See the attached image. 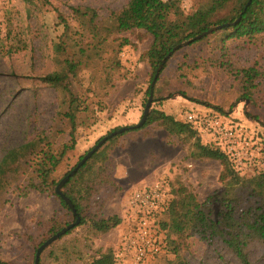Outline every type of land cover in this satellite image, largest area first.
<instances>
[{
	"label": "rangeland",
	"instance_id": "1",
	"mask_svg": "<svg viewBox=\"0 0 264 264\" xmlns=\"http://www.w3.org/2000/svg\"><path fill=\"white\" fill-rule=\"evenodd\" d=\"M130 2L51 0L48 5L31 6L25 0H0V163L10 150L26 144L40 132L50 133L55 126L61 93L40 78L62 72L66 59L82 62L78 80H70L73 90L79 93L81 89H93L96 93L93 99L104 101L108 109L104 115L99 114V118L102 114L107 120L93 128L79 130L76 148L57 170V179L108 131L140 123L146 108L140 89L148 87L152 74L143 54L152 39L139 43L138 33L143 29L116 31L118 15L126 16L130 22L135 20ZM200 5L195 0L192 9ZM85 8L96 11L95 23L100 28L101 43L99 37L94 38L89 32L81 34L84 29L74 9ZM60 15L71 27L66 37ZM227 42L226 51L221 49L223 41L219 35L178 50L162 72L158 90L155 89L156 98L160 99L157 106L182 121L190 111L205 112L216 107L229 114L225 115L228 119L244 125L264 140V80L249 99L243 96L242 82L232 72L255 68L264 73V36L251 42ZM59 44L67 51L58 52ZM12 47L15 50L8 52ZM227 64L231 68H227ZM136 104L141 105L138 111L142 116L138 122H132L131 112L136 110ZM146 131H130L117 140L109 168L113 170L114 163L126 162L123 155L130 151L131 159H127L131 163L130 177L126 176L128 180L123 186L101 187L85 211L87 217L119 216L122 223L99 236L87 226L75 228L45 249L43 264H86L96 251L111 246L118 251L133 229V222L127 218L128 197L143 184L164 181L170 196L171 190L184 186L201 202L222 191L223 165L217 160L192 157L194 140L167 138V133L156 126ZM28 178L25 175L13 178L11 185L0 193V264H33L36 245L51 238L46 235L47 222L53 216H62L69 224L74 222L70 214L66 216L55 194L30 190L25 195ZM166 219V214L160 217V221ZM164 237L161 235L165 247ZM180 245V255L187 264H242L223 244L208 243L197 234L186 237ZM164 247L157 257L145 264H173L176 255L170 250L172 245L169 251ZM68 249L75 253L72 258L62 252ZM49 251L59 254L61 263L54 261ZM249 259L252 264H264L262 243L252 244Z\"/></svg>",
	"mask_w": 264,
	"mask_h": 264
},
{
	"label": "trees",
	"instance_id": "2",
	"mask_svg": "<svg viewBox=\"0 0 264 264\" xmlns=\"http://www.w3.org/2000/svg\"><path fill=\"white\" fill-rule=\"evenodd\" d=\"M25 1L34 6L40 3L48 5L51 0ZM196 1L201 3L200 7L186 11L182 8L179 0H167V2L164 0H131L130 10L135 19L134 22H130L126 16L118 15L116 17L115 29L117 32L138 28L144 30L138 33L140 34L137 38L139 43L150 40V37L152 39L149 48L143 54L152 70L150 84L146 89H140L144 107L147 105L151 83L158 67L177 46L194 40L195 37L215 26L227 23H231V25L192 41L189 47L207 42L212 36L219 35L223 41L221 49L226 51V44L229 40L251 42L264 36V0ZM74 14L79 15V23L83 26L84 31L81 34L89 32L93 34L94 38L99 37L100 28L95 23L97 19L95 10L91 8L74 9ZM59 18L66 30L64 32L66 37L71 27L62 15ZM238 19L239 21L233 25L232 23ZM101 42L102 38L99 37V43ZM13 48L8 52L14 51ZM56 48L58 52L59 50L67 51L63 44L57 45ZM80 52L84 53V50L81 49ZM176 53L177 51L166 62L155 84L153 104L146 123L138 128L129 126L127 131L108 140L62 187L63 193L71 200L77 213H74L67 202L57 194L55 187L93 148L80 157L79 161L59 179L56 177V172L69 152L75 150L79 130L93 128L96 124L107 120L103 116V112L108 109V105L100 99H93L96 93L91 88L85 89V91L81 89L79 93L73 90L70 80L71 78L78 80V68L82 64L81 61L66 59L62 72L48 74L40 78L41 82L61 93L62 100L57 122L51 128L50 133L40 132L31 141L10 150L5 155L0 163V193L11 185L13 178L20 175L28 176V183L23 191L25 195H28L30 190L53 193L61 201L66 216L70 214L74 222L77 220V216L81 217L79 225L75 228L87 226L96 236L106 234L118 227L122 223V219L119 216L87 217L85 211L101 187L113 184L109 180L108 173L111 153L125 133L156 126L167 133V138L179 137L194 140L192 157L217 160L224 167L220 175V181L223 183L222 191L210 195L203 202L199 201L197 196L184 186L171 190V201L166 213L167 219L160 221L157 228L161 235H165L164 250L169 251L170 246L173 247L170 249L176 255L173 264H187L180 255V242L195 234L208 243L223 244L242 264H252L249 259L252 244L260 242L264 245V172L251 178L241 177L233 170L228 156L219 146L206 142L192 124L179 120L176 115L168 114L157 106L160 99L156 98L157 91L155 89L158 90L162 72ZM185 59L187 58L185 57ZM225 66L231 68L228 64ZM232 72L236 76L238 75L237 77L242 82L243 96L249 99L252 98L254 90L260 85V82L264 80V73L255 68L240 69L237 72L233 70ZM208 106L211 107V105ZM213 109L221 111L216 107ZM221 112L223 113V111ZM100 113H103L100 115L101 118H99ZM121 128H114L106 135ZM104 137H100L95 145ZM68 224L69 222H66L62 216H53L47 222L46 235L48 238L52 237ZM75 228L60 239L71 234ZM44 242L45 239L36 245L33 264H35L37 249ZM45 252L46 250L41 254L39 264H43ZM62 252L69 258L75 254L69 249L68 252L64 250ZM96 252L91 256L92 260L86 264H116L117 249L114 246ZM49 255L54 258V261L60 260L59 254L56 252L49 251Z\"/></svg>",
	"mask_w": 264,
	"mask_h": 264
},
{
	"label": "built area",
	"instance_id": "3",
	"mask_svg": "<svg viewBox=\"0 0 264 264\" xmlns=\"http://www.w3.org/2000/svg\"><path fill=\"white\" fill-rule=\"evenodd\" d=\"M179 1L186 11L194 7L195 0ZM225 115L229 114L208 108L205 112L186 113L184 121L192 124L208 143L219 146L241 177L251 178L263 173L264 140ZM170 201L166 183L160 180L143 184L131 192L126 206L127 218L133 222V229L117 251L116 264H145L163 251L157 224L160 217L168 212Z\"/></svg>",
	"mask_w": 264,
	"mask_h": 264
},
{
	"label": "water",
	"instance_id": "4",
	"mask_svg": "<svg viewBox=\"0 0 264 264\" xmlns=\"http://www.w3.org/2000/svg\"><path fill=\"white\" fill-rule=\"evenodd\" d=\"M239 21V19L232 23L233 25L236 24L237 22ZM231 25V23H227V24H223V25H219V26H215L213 28H211L210 30H208L207 32H204L203 34L197 36L194 38V40H199L201 39L203 36L207 35V34H211L217 30H221L225 27H229ZM194 40H191V41H188V42H185L179 46H177L173 52H170L169 55L162 61V63L160 64V66L158 67L156 73H155V76H154V79L151 83V92H150V96H149V99H148V102H147V105H146V108H145V111L143 113V116H142V119L140 121L139 124L137 125H134V126H131V128H138V127H142L146 121H147V118L150 114V110H151V107H152V104H153V99H154V87H155V84L158 80V77L164 67V65L166 64V62L172 57L173 53L178 51L180 48H183L184 46H188L192 41ZM130 128V127H122L121 129L117 130V131H114L112 132L111 134L109 135H106L101 141H99V143L97 145H95L93 147V149L91 151H89L84 157L83 159L77 164V166L67 175L65 176L61 182L59 183V185L57 186L56 188V192L57 194L67 202V204L70 206V208L73 210L74 213H77L76 212V209H75V206L73 205V203L71 202V200L63 193L62 191V187L64 186V184L70 180L71 177H73L77 172L78 170L87 162V160H89L93 155L94 153H96L108 140H110L111 138L119 135V134H122L123 132L127 131V129ZM81 221V217L80 216H77V220L71 224H69L68 226H66L65 228H63L60 232H58L56 235L52 236L51 238H49L47 241H45L38 249H37V252H36V259H35V264H39L40 263V257H41V254L43 253V251L49 247L51 244H53L55 241H57L58 239H60L63 235H65L68 231H70L71 229L75 228L76 226L79 225Z\"/></svg>",
	"mask_w": 264,
	"mask_h": 264
},
{
	"label": "crops",
	"instance_id": "5",
	"mask_svg": "<svg viewBox=\"0 0 264 264\" xmlns=\"http://www.w3.org/2000/svg\"><path fill=\"white\" fill-rule=\"evenodd\" d=\"M150 41V40H149ZM146 69V68H145ZM140 100V99H139ZM141 105L139 104H136V110L132 111L131 112V121L132 122H138L141 118V114L138 110L140 108ZM164 110V109H163ZM165 111V110H164ZM169 114V113H168ZM171 114H173L171 112ZM148 129V128H147ZM147 129H145L144 131H146ZM113 154V152L111 153V155ZM128 154V155H127ZM131 152L128 151V153H126L125 155H123V160H125L126 162L124 161H120L118 163H114L113 164V170L110 169V172H109V180H111V182L113 184H109L105 187H111V188H116L118 186H123L124 182L127 181L130 176H129V170L131 167H129L131 163L127 162V159H131ZM127 176V178H126ZM126 178V179H125Z\"/></svg>",
	"mask_w": 264,
	"mask_h": 264
}]
</instances>
